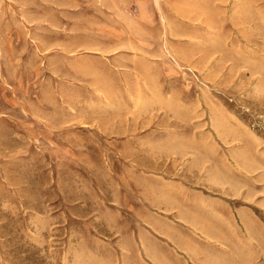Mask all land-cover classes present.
Segmentation results:
<instances>
[{"label":"rangeland","instance_id":"1","mask_svg":"<svg viewBox=\"0 0 264 264\" xmlns=\"http://www.w3.org/2000/svg\"><path fill=\"white\" fill-rule=\"evenodd\" d=\"M177 182L264 264V0H0V264H191Z\"/></svg>","mask_w":264,"mask_h":264},{"label":"crops","instance_id":"2","mask_svg":"<svg viewBox=\"0 0 264 264\" xmlns=\"http://www.w3.org/2000/svg\"><path fill=\"white\" fill-rule=\"evenodd\" d=\"M174 189L178 191L179 200L172 203L171 207L165 206L161 208L165 212L157 214L159 220L155 221V227H148L149 234L151 230L158 233L161 237H165L172 242L178 253H183L188 257L191 264H238L241 258V250L237 248L243 243L246 245L253 244L247 239L241 241L240 232L249 230L247 234L253 239L258 240L254 232L250 231L249 224L244 220L241 222L243 226L236 225V218L233 216L224 219L218 214L220 208L211 206L213 203L206 200L205 189H191L184 187L182 183H175ZM222 190V189H221ZM221 190H218L219 192ZM236 204V200H225ZM216 203V202H214ZM165 213H170L165 214ZM168 217H175V221H171L170 226H163L160 229L159 222L168 220ZM162 218V219H161ZM253 225H257L254 218H250ZM162 225V224H161ZM169 231V233H167ZM161 245V244H160ZM198 248H204L200 253L204 261L196 253ZM230 249V250H229ZM220 254H224L228 260H222ZM219 259L213 262V258Z\"/></svg>","mask_w":264,"mask_h":264}]
</instances>
